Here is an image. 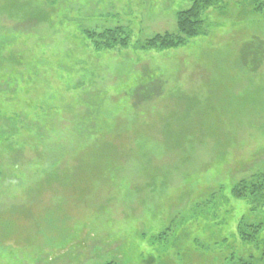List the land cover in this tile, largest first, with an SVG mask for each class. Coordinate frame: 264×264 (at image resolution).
Masks as SVG:
<instances>
[{
  "label": "rangeland",
  "instance_id": "obj_1",
  "mask_svg": "<svg viewBox=\"0 0 264 264\" xmlns=\"http://www.w3.org/2000/svg\"><path fill=\"white\" fill-rule=\"evenodd\" d=\"M259 2L146 53L190 0H0V264L223 262L241 217L264 220L232 192L264 173ZM120 25L129 48L86 34ZM145 67L165 80L150 98Z\"/></svg>",
  "mask_w": 264,
  "mask_h": 264
},
{
  "label": "trees",
  "instance_id": "obj_2",
  "mask_svg": "<svg viewBox=\"0 0 264 264\" xmlns=\"http://www.w3.org/2000/svg\"><path fill=\"white\" fill-rule=\"evenodd\" d=\"M190 1L191 5L188 8L181 9L178 13L177 32L157 34L153 38L148 39L145 43L136 40L135 43L137 47L141 48L144 52L148 51L151 53L154 50H174L185 46L189 39L200 35L205 24L204 14L211 8L217 7L223 0ZM261 4L263 3L259 2L256 7H264V5ZM133 16L135 19L140 18L135 15V12ZM136 26L137 29L141 30L139 22ZM133 32L134 29L131 25L106 28L101 32L86 30L87 36L93 39L94 46L98 50L113 49L118 46L129 48L134 43L133 40L135 38L133 36L135 32ZM151 70L152 68L146 67L141 69L140 78L138 80L140 83L137 82L135 86H133V92L140 93V95L149 98L159 93L161 88H163L161 84L165 81L164 76L156 70ZM145 82H149V85L141 86ZM140 87H142L143 90H140ZM96 169L101 171L102 166L100 168L96 167ZM232 192L234 197L243 199L250 204L249 211L254 212L264 209V173L260 175V178L254 184L247 186V182L243 181L235 186ZM234 235H236L238 242L235 238L225 241L226 250L223 248L219 257L220 260L223 261L221 264H264L263 219L259 221L255 220V223L254 221L246 223L245 217H241L237 230L234 231ZM245 245L247 248L244 247ZM242 246L244 250L241 249ZM252 246L253 248H251ZM205 257L207 258V264H210V260L212 259L211 255L206 254ZM106 264H112V262ZM211 264L216 263L213 261Z\"/></svg>",
  "mask_w": 264,
  "mask_h": 264
}]
</instances>
